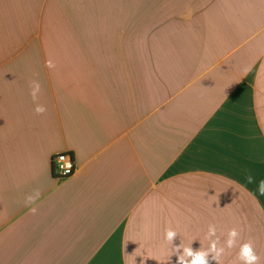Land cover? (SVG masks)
I'll list each match as a JSON object with an SVG mask.
<instances>
[{"label":"crops","instance_id":"0c3cea01","mask_svg":"<svg viewBox=\"0 0 264 264\" xmlns=\"http://www.w3.org/2000/svg\"><path fill=\"white\" fill-rule=\"evenodd\" d=\"M261 179L264 0H0V264H176L209 223L264 264Z\"/></svg>","mask_w":264,"mask_h":264},{"label":"clouds","instance_id":"9594fccd","mask_svg":"<svg viewBox=\"0 0 264 264\" xmlns=\"http://www.w3.org/2000/svg\"><path fill=\"white\" fill-rule=\"evenodd\" d=\"M45 67L52 69L55 67L51 60L45 62ZM30 96L35 104L34 113L36 115H43L47 109L44 105L37 103L39 93L41 91V84L38 80H32L29 83ZM65 159V158H61ZM70 168V163L65 165ZM247 182L249 184L254 183V177L247 176ZM257 191L261 196H264V179H261L258 183ZM40 190H34L25 198V206L32 205L40 197ZM37 209L35 207L30 208V212L35 214ZM217 225L209 223L205 238L209 241L207 248L201 245L200 249L194 250L191 244L185 246L181 242L178 246H173L175 238L179 233L172 227H168L164 231V240L170 246L171 255H176V264H209V261H215L216 264H222L221 258L224 256L226 249L238 248L237 259L239 264H261V256L255 249L251 241H244L241 238L240 231L233 227L228 230L225 235L226 239L221 242L220 236L217 235ZM150 257L145 256V260ZM144 264V261L141 262Z\"/></svg>","mask_w":264,"mask_h":264},{"label":"built area","instance_id":"2783aa9c","mask_svg":"<svg viewBox=\"0 0 264 264\" xmlns=\"http://www.w3.org/2000/svg\"><path fill=\"white\" fill-rule=\"evenodd\" d=\"M62 157L65 159H61ZM69 163L70 168L65 167V165H68ZM52 167L55 174L61 178L70 176L74 171L73 160L67 153H59L55 155L52 159Z\"/></svg>","mask_w":264,"mask_h":264},{"label":"trees","instance_id":"16d2710c","mask_svg":"<svg viewBox=\"0 0 264 264\" xmlns=\"http://www.w3.org/2000/svg\"><path fill=\"white\" fill-rule=\"evenodd\" d=\"M52 169H53V167H52Z\"/></svg>","mask_w":264,"mask_h":264}]
</instances>
